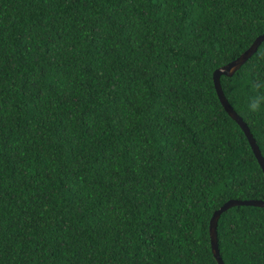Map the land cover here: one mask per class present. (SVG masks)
<instances>
[{"label": "trees", "instance_id": "1", "mask_svg": "<svg viewBox=\"0 0 264 264\" xmlns=\"http://www.w3.org/2000/svg\"><path fill=\"white\" fill-rule=\"evenodd\" d=\"M261 34L264 0H0V264H219L264 171L213 73ZM221 84L264 156V41ZM217 231L264 264V207Z\"/></svg>", "mask_w": 264, "mask_h": 264}, {"label": "water", "instance_id": "2", "mask_svg": "<svg viewBox=\"0 0 264 264\" xmlns=\"http://www.w3.org/2000/svg\"><path fill=\"white\" fill-rule=\"evenodd\" d=\"M263 41H264V34H261L254 40V42L250 45V47L247 48L237 58L227 63L226 65L217 68L213 73V78H214L216 90L218 92L219 98L224 108L229 113V115L233 119H235L239 123V125L242 127V129L244 130L245 134L247 135L249 139L251 147L264 171V156L256 141V138L251 132L250 127L243 120L242 116L234 109L232 104L227 99L225 92L222 88V84H221V75L222 74H225L228 76L233 75L255 52H257V50L259 49ZM236 205H253V206L264 207V200L263 199H229L220 208L214 211L210 219L209 229H210V237H211L213 253L219 264H224L223 258L220 253L219 242H218L217 229H218L219 219L221 217V214L224 211Z\"/></svg>", "mask_w": 264, "mask_h": 264}, {"label": "clouds", "instance_id": "3", "mask_svg": "<svg viewBox=\"0 0 264 264\" xmlns=\"http://www.w3.org/2000/svg\"><path fill=\"white\" fill-rule=\"evenodd\" d=\"M253 42H254V41H253ZM249 47H250V46H249ZM249 47H248V48H249Z\"/></svg>", "mask_w": 264, "mask_h": 264}]
</instances>
